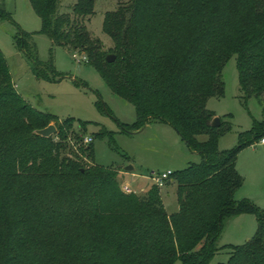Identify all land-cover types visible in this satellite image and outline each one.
Here are the masks:
<instances>
[{"label": "trees", "instance_id": "obj_1", "mask_svg": "<svg viewBox=\"0 0 264 264\" xmlns=\"http://www.w3.org/2000/svg\"><path fill=\"white\" fill-rule=\"evenodd\" d=\"M28 1L52 46L85 55L134 106L136 119L125 130L167 123L200 160L171 171L173 213L156 184L142 195L124 192L111 166L89 162L92 147L79 146L71 118L58 122L25 102L0 50V264H210L221 249L228 253L222 264H264V210L234 196L243 182L238 153L264 137V0H127L104 13L102 31L112 43L106 49L84 21L95 0H74L70 13L59 12L60 0ZM0 19L11 20L3 5ZM30 37L19 30L14 40L32 74L62 78L52 57L38 59ZM232 55L241 96L257 99L261 119L219 150L230 126L220 118L211 126L206 102L224 95L221 71ZM52 121L51 136L34 132ZM240 213L255 215L254 235L218 246L224 219Z\"/></svg>", "mask_w": 264, "mask_h": 264}, {"label": "rangeland", "instance_id": "obj_2", "mask_svg": "<svg viewBox=\"0 0 264 264\" xmlns=\"http://www.w3.org/2000/svg\"><path fill=\"white\" fill-rule=\"evenodd\" d=\"M125 1L95 0L93 14L84 19L91 35L100 38L105 49L112 43L102 31L104 13ZM73 2L60 0L59 12L70 13ZM0 5L11 15V20L0 19V50L16 91L26 103L52 114L58 122L71 118L72 136L92 138L91 143L79 145L92 147L93 158L89 162L111 166L117 173L120 187L126 184L131 192L142 195L154 184L148 177L149 172L176 171L200 160V155L190 150L167 123L151 121L137 130H125L124 126L136 119L134 106L115 95L91 64L75 60L72 49L52 46L48 36L40 32L41 21L28 0H0ZM19 30L31 36L28 41L34 43L39 60L46 62L52 57L55 71L62 78L44 80L32 74L30 61L14 40ZM76 54L77 57L81 55ZM221 75L225 83L224 95L210 97L206 107L224 125L230 126L219 138L218 148L224 150L235 146L239 134L249 130L254 120L261 119V110L256 98L243 99L241 96L235 55L224 64ZM197 138L202 141L206 136ZM70 143L73 148L78 147L74 139ZM129 165L134 169L126 171L124 168ZM236 169L243 182L235 198H247L264 210V144L257 141L242 149L237 155ZM159 191L164 192L166 211L175 212L178 207L175 182L165 179ZM256 228L257 220L252 213L226 218L217 245L243 244L254 235ZM227 257V251L221 249L210 264H222Z\"/></svg>", "mask_w": 264, "mask_h": 264}, {"label": "built area", "instance_id": "obj_3", "mask_svg": "<svg viewBox=\"0 0 264 264\" xmlns=\"http://www.w3.org/2000/svg\"><path fill=\"white\" fill-rule=\"evenodd\" d=\"M76 52H78V51H74V52L72 53V57H73L75 60H77V61L82 60V61H84V62L87 61V58L85 57V55L81 54L80 56L77 57ZM91 141H92V138H91V137H88V136H84V137H82V139H81V143H83V144H89V143H91ZM259 142H260L261 144H264V137H262V138L259 140ZM170 173H171V172H170L169 170H167V171H163V172L151 171V172H149L148 177H149L150 179L153 180L154 184H156L158 187H160V186L163 185V181H164L165 179L169 178ZM121 188H122V190H123L124 192H131V189H130L129 186L126 185V184L123 185Z\"/></svg>", "mask_w": 264, "mask_h": 264}, {"label": "water", "instance_id": "obj_4", "mask_svg": "<svg viewBox=\"0 0 264 264\" xmlns=\"http://www.w3.org/2000/svg\"><path fill=\"white\" fill-rule=\"evenodd\" d=\"M115 56L113 54H108L106 55V61L107 62H112L114 60ZM209 124L213 127H216L220 124V119L218 116H213L209 122ZM36 134L44 136V137H49L52 134H54L56 132V127L54 124L49 123L47 126L37 129L34 131ZM132 166H126V169L129 170L131 169Z\"/></svg>", "mask_w": 264, "mask_h": 264}, {"label": "crops", "instance_id": "obj_5", "mask_svg": "<svg viewBox=\"0 0 264 264\" xmlns=\"http://www.w3.org/2000/svg\"><path fill=\"white\" fill-rule=\"evenodd\" d=\"M133 169H134V167H132ZM132 168L131 169H129V170H127L126 169V167L124 168L126 171H130V170H132ZM165 192H166V195L167 196H169V193L167 192V190H166V188H165V190H164ZM160 196H161V199H162V202H163V205H164V208H165V210H166V202H165V197H164V192L162 191H160ZM177 199V198H176ZM177 209H178V207H177ZM167 212V211H166ZM168 214H170L169 212H167Z\"/></svg>", "mask_w": 264, "mask_h": 264}]
</instances>
